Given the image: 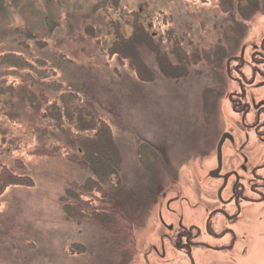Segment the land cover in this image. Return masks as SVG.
Segmentation results:
<instances>
[{
  "label": "rangeland",
  "instance_id": "obj_1",
  "mask_svg": "<svg viewBox=\"0 0 264 264\" xmlns=\"http://www.w3.org/2000/svg\"><path fill=\"white\" fill-rule=\"evenodd\" d=\"M259 1L239 21L242 45L264 36V0ZM217 7L215 0H112L102 9L63 17L34 39L24 40L13 29L0 31V54L21 56L30 65L25 70L0 67V172L26 174L34 183L0 195V264H141L129 260L134 249L131 239L126 241L129 226L140 249L155 220L150 208L158 183L169 181L193 147H212L215 139V120L205 118L207 79L199 66L176 68L166 39L180 25L183 31L190 23L198 29L202 20L210 31ZM136 16L149 39L139 41L133 34ZM126 38L135 45L136 59L126 52L111 56L112 47L125 49ZM160 47L170 66L158 58ZM141 64L146 71L138 76L134 68ZM51 84L61 90H52ZM61 94L79 95V106L109 127L121 166L119 176L100 189H79L94 175L71 163L70 151L33 154L37 130L58 134L47 108L59 104ZM62 139L59 134L46 143L57 147ZM143 147L153 161L141 160ZM62 204L80 214L66 216ZM259 217L264 215L259 212ZM263 225L247 259L238 264H264L259 260L260 254L264 258Z\"/></svg>",
  "mask_w": 264,
  "mask_h": 264
},
{
  "label": "flooded vegetation",
  "instance_id": "obj_2",
  "mask_svg": "<svg viewBox=\"0 0 264 264\" xmlns=\"http://www.w3.org/2000/svg\"><path fill=\"white\" fill-rule=\"evenodd\" d=\"M215 1L220 10L210 31L202 20L198 29L190 23L183 31L180 25L166 39L176 68L199 66L207 79L205 118L215 120V139L212 147H193L169 183H158L150 208L155 220L140 249L133 224L128 228L126 241L134 247L130 262L238 264L247 259L264 224L259 217L264 215V36L242 45L239 31V21L260 1ZM158 50V58L168 62Z\"/></svg>",
  "mask_w": 264,
  "mask_h": 264
},
{
  "label": "trees",
  "instance_id": "obj_3",
  "mask_svg": "<svg viewBox=\"0 0 264 264\" xmlns=\"http://www.w3.org/2000/svg\"><path fill=\"white\" fill-rule=\"evenodd\" d=\"M111 1L112 0H0V31L13 29L16 36H21L24 40H30L33 36H38L42 31L53 30L63 17L71 18L92 9H102ZM138 18L139 17L136 16L134 23L131 25L133 34L136 35L135 37H137L139 41L141 37L143 39H149L150 37L146 35L142 25L138 23ZM35 38L37 39V37ZM15 41H17L18 45H22L27 49L25 44L20 42L21 40L15 39ZM126 41L128 42L126 43L127 46H125V49L121 47H112L109 54L118 57L123 56V54H125L124 52H126L129 53V57L132 56L136 59L132 51L135 45H133L131 38ZM137 60L141 62L138 57ZM165 64L170 66L167 62ZM29 66L28 61L24 60L21 56L12 53L0 54V67L25 70ZM134 67L135 66H133V68ZM134 70L138 73V76L143 75L146 71V69L142 67V64L139 65L138 69L134 68ZM48 87L56 92L61 90L60 85L57 84H51ZM79 101V95L61 94L59 96V104H53L47 108V110L49 109V118L54 121L53 127H55L58 134L50 132L46 128L37 130L36 141L38 146L33 154L39 156H52L58 154L61 149L70 151L71 153H66V157L69 161L87 167L94 175V179H88L85 185L81 186L79 189L82 191L88 188V185L91 186L92 189H100L101 184H106L113 176H119L121 158L111 137L108 125L96 121L91 113L79 106ZM91 132L93 135H88V133ZM59 134L63 136V142H61L62 146L59 144L57 147H49L46 142L53 138L58 139ZM142 150L141 160H154L153 154L150 153L147 148L143 147ZM33 186L34 183L32 178L26 174L19 176L10 173L7 169L1 170L0 172V195L9 187L30 188ZM65 192L66 197L72 195L69 189ZM65 199L66 198L62 199V201ZM62 212L68 217L76 216L79 213L75 206L65 204H62Z\"/></svg>",
  "mask_w": 264,
  "mask_h": 264
},
{
  "label": "bare ground",
  "instance_id": "obj_4",
  "mask_svg": "<svg viewBox=\"0 0 264 264\" xmlns=\"http://www.w3.org/2000/svg\"><path fill=\"white\" fill-rule=\"evenodd\" d=\"M261 255H262V257H261ZM259 257H260V259H259V260H262V259H263V254H260V255H259ZM261 258H262V259H261Z\"/></svg>",
  "mask_w": 264,
  "mask_h": 264
}]
</instances>
